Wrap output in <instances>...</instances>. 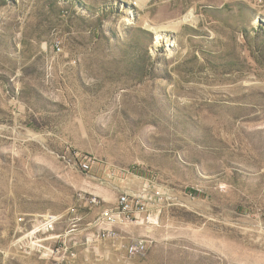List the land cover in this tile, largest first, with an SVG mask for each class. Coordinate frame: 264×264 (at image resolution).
Listing matches in <instances>:
<instances>
[{
    "label": "rangeland",
    "instance_id": "1",
    "mask_svg": "<svg viewBox=\"0 0 264 264\" xmlns=\"http://www.w3.org/2000/svg\"><path fill=\"white\" fill-rule=\"evenodd\" d=\"M0 264H264V0H0Z\"/></svg>",
    "mask_w": 264,
    "mask_h": 264
},
{
    "label": "built area",
    "instance_id": "2",
    "mask_svg": "<svg viewBox=\"0 0 264 264\" xmlns=\"http://www.w3.org/2000/svg\"><path fill=\"white\" fill-rule=\"evenodd\" d=\"M77 166L82 171H88L90 169V164H89V161H87V160L79 161ZM147 188L148 189L150 188V190L152 192V196L154 198L156 197L155 199L161 200L163 198L162 192L159 189H157L155 187H150L147 184H144V188H143L142 192L147 191ZM141 199H142V201L139 199L138 192L122 193L118 199V204L120 206L121 212H123V213L127 212L133 206H135V208L138 212H143V210H145L146 203L148 201H150L152 198H150V200H149L148 197L142 195ZM55 220H56L55 216L48 215L43 222L44 227L47 230L52 229ZM126 250H127V254L132 257V256H135L137 254L144 253V251L146 250V244L143 240H140V241H137V242L129 245L126 248Z\"/></svg>",
    "mask_w": 264,
    "mask_h": 264
},
{
    "label": "bare ground",
    "instance_id": "3",
    "mask_svg": "<svg viewBox=\"0 0 264 264\" xmlns=\"http://www.w3.org/2000/svg\"><path fill=\"white\" fill-rule=\"evenodd\" d=\"M151 28L154 29V30H157V27H155V26L154 27L152 26Z\"/></svg>",
    "mask_w": 264,
    "mask_h": 264
}]
</instances>
